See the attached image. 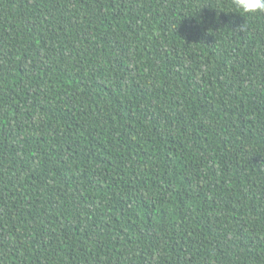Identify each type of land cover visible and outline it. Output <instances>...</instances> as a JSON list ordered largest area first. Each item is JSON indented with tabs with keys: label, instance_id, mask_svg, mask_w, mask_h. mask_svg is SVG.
Segmentation results:
<instances>
[{
	"label": "trees",
	"instance_id": "1",
	"mask_svg": "<svg viewBox=\"0 0 264 264\" xmlns=\"http://www.w3.org/2000/svg\"><path fill=\"white\" fill-rule=\"evenodd\" d=\"M0 264H264V13L0 0Z\"/></svg>",
	"mask_w": 264,
	"mask_h": 264
},
{
	"label": "clouds",
	"instance_id": "2",
	"mask_svg": "<svg viewBox=\"0 0 264 264\" xmlns=\"http://www.w3.org/2000/svg\"><path fill=\"white\" fill-rule=\"evenodd\" d=\"M233 2L244 14L264 13V0H233Z\"/></svg>",
	"mask_w": 264,
	"mask_h": 264
}]
</instances>
